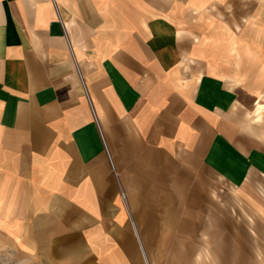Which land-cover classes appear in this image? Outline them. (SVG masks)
I'll list each match as a JSON object with an SVG mask.
<instances>
[{
	"label": "crops",
	"instance_id": "1",
	"mask_svg": "<svg viewBox=\"0 0 264 264\" xmlns=\"http://www.w3.org/2000/svg\"><path fill=\"white\" fill-rule=\"evenodd\" d=\"M0 235L36 264H264V0H0Z\"/></svg>",
	"mask_w": 264,
	"mask_h": 264
},
{
	"label": "rangeland",
	"instance_id": "2",
	"mask_svg": "<svg viewBox=\"0 0 264 264\" xmlns=\"http://www.w3.org/2000/svg\"><path fill=\"white\" fill-rule=\"evenodd\" d=\"M219 187L220 196L218 197V203L221 206L219 213L225 216V218L231 219V223H233L225 233L229 232V239H236L235 245L237 250V246H240L241 248L239 249L242 251L245 245L247 250L256 249L255 251H259V242L253 241L254 239H245V236L250 233L254 235L260 232L250 219V214L235 198L234 193L229 191L224 184H220ZM206 247L207 245H205V249ZM209 261H211V259L205 258V264ZM0 264H36V258L27 256L23 250L15 245V243L5 240L4 237L0 235Z\"/></svg>",
	"mask_w": 264,
	"mask_h": 264
},
{
	"label": "built area",
	"instance_id": "3",
	"mask_svg": "<svg viewBox=\"0 0 264 264\" xmlns=\"http://www.w3.org/2000/svg\"><path fill=\"white\" fill-rule=\"evenodd\" d=\"M69 49H70L71 53L73 54V50H72V46H71L70 42H69ZM81 81H82V85H83V89H84V91H85V94H86L87 98H88L89 101H90V96H89V94H88V91H87L86 85H85V83H84L82 77H81ZM95 118H96V120H97V122H98V119H97L96 116H95ZM101 134H102V132H101ZM102 137H103V135H102ZM103 141H104V144H105V148H106V150L108 151V147H107V144H106V142H105L104 137H103ZM108 153H109V151H108ZM109 158H110V160H111V164L113 165V162H112V159H111L110 156H109ZM122 198H123L124 200H126V195H125L124 193H122Z\"/></svg>",
	"mask_w": 264,
	"mask_h": 264
}]
</instances>
